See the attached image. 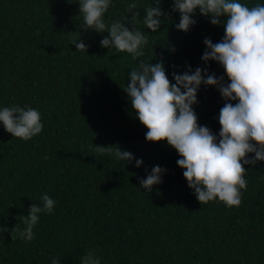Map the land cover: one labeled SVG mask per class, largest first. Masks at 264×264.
<instances>
[{"label":"trees","instance_id":"16d2710c","mask_svg":"<svg viewBox=\"0 0 264 264\" xmlns=\"http://www.w3.org/2000/svg\"><path fill=\"white\" fill-rule=\"evenodd\" d=\"M130 2L112 0L106 22L130 18ZM135 2L142 20L153 0ZM161 8L168 15L157 32L137 26L149 42L145 55L134 60L101 47L107 33L81 31L87 52L70 44L68 33L80 31L83 23L78 2L0 0V108L34 107L44 125L24 141L0 123V264L53 259L80 264L89 249L96 250L101 264H264V162L245 165L240 206L218 200L201 205L176 163L177 152L165 142L146 141L147 128L122 90L140 60H163L172 80L173 71L205 66V38L213 43L223 38V27L198 12L190 31H179L172 0H163ZM208 69L224 75L215 61ZM197 99L198 123L218 134L225 101L215 87L204 85ZM108 145L133 153L143 164L94 151ZM157 165L166 169L162 183L151 192L141 189L140 179ZM43 194L55 201L52 212L40 214L31 241L12 239L18 216L27 215L33 203L42 206Z\"/></svg>","mask_w":264,"mask_h":264},{"label":"clouds","instance_id":"9594fccd","mask_svg":"<svg viewBox=\"0 0 264 264\" xmlns=\"http://www.w3.org/2000/svg\"><path fill=\"white\" fill-rule=\"evenodd\" d=\"M78 2L82 16L81 30L68 33L70 44L77 51L87 52L88 46L80 38L81 31L107 33L100 45L115 49L117 53H128L134 60L145 55L143 48L148 36L138 25L157 32L162 17L167 18L161 4L153 0L147 6L142 20L137 11L138 3H128L131 14L120 20L107 23L105 14L112 0H67ZM172 12L180 15L176 29L187 33L196 24L197 12L209 19L213 26H222L221 41L213 43L205 38L206 46L201 60L204 67L194 70L187 66L182 73L173 71L172 80L163 60L146 63L129 72L126 87H121L131 103L135 118L147 128V142H165L173 148L179 159L177 165L183 169V177L201 205L219 201L225 206L238 207L242 202V190L247 188L245 165L255 166L264 162V4L249 6L241 0H172ZM223 18V19H222ZM131 25V30L128 26ZM215 61L223 68L224 75L217 77L208 69V62ZM175 67V66H173ZM225 76L227 82H225ZM174 81V82H173ZM215 87L225 101L218 116V134L198 123L194 105L201 87ZM41 113L34 107L12 105L0 108V123L14 138L24 141L32 139L43 130ZM101 155L140 167L142 159L122 150L118 145L95 146ZM249 154H254L251 157ZM166 169L152 167L146 178L140 179V188L151 192L153 186L162 183ZM42 206L32 204L27 215H20L18 223L10 230L12 239L31 241L34 226L40 214L51 213L55 201L47 194L41 196ZM23 224V228H21ZM53 259L51 264H60ZM80 264H101L95 249H89L80 257Z\"/></svg>","mask_w":264,"mask_h":264}]
</instances>
